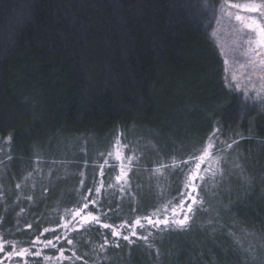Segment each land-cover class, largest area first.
<instances>
[{"label":"rangeland","instance_id":"1","mask_svg":"<svg viewBox=\"0 0 264 264\" xmlns=\"http://www.w3.org/2000/svg\"><path fill=\"white\" fill-rule=\"evenodd\" d=\"M247 2L228 0L229 5ZM227 10L247 15L240 9L228 7ZM216 20H221L220 12ZM236 27L243 26L234 16L225 17L213 30V37L226 58L227 81L239 84L240 90L247 89L251 95H264V70L249 64L245 50L237 42ZM212 81V78H202L203 88L206 90ZM179 82L181 80L171 82V89L159 94L161 109L154 126L117 128L111 135L79 137L47 123L44 113L39 112L34 115V126L19 128V135L9 136L10 140L0 137V225H7L9 219H13L14 227L20 226L33 215L31 208L41 207L46 216L41 231L44 233L45 226L51 225L49 229H55V234L50 239L56 244L55 248L44 247L43 242L49 237L39 236L41 243L36 244L34 250L41 251L40 257L27 260L28 256L1 255L0 260L23 259L9 264H25V261L27 264H222L220 253L230 252L234 258L233 250L237 248L243 251L244 264H253L255 258L264 259V232L254 231L241 221L246 218L242 214L257 212L264 200L263 147L250 154L241 141L233 143L236 138L213 136L215 124L210 128L202 127L201 110L190 102V93L197 90L192 86L193 81L189 84ZM186 85L189 89L185 93L174 94L175 89H184ZM211 92V89L205 91L204 101ZM118 138L120 146L127 145L120 148L124 156L133 158L123 192L122 182L115 180L119 173L115 159ZM209 144L215 147L209 149L211 155L201 163V169L215 170L216 158H222L223 175L218 173L210 178L201 171L205 181L197 191L204 200L205 210L195 213L187 229L163 233L152 229L147 242L130 236L132 243H129L122 236L113 237L110 229L99 225L86 224L73 229L75 221L69 223L71 213L81 208L87 198L89 208L85 213L90 211L99 216L101 223L113 225L122 235H130L129 228L119 229V225L125 221L132 224L135 218L153 213L169 200L175 205L180 198L183 176L168 170L163 176L157 175L154 170L159 162L171 163L172 157L189 160ZM110 152L113 155H108ZM93 200L97 202L95 205L91 203ZM109 214L116 221L111 220ZM136 231L138 235L147 234L138 227ZM55 236L61 239L57 241ZM105 238L108 244L106 250L101 251ZM67 239H71L72 244H68ZM21 248L31 247L15 246L17 251ZM59 248H63L64 257L68 259H57ZM45 256L51 259L45 260ZM229 260L223 263L230 264Z\"/></svg>","mask_w":264,"mask_h":264},{"label":"trees","instance_id":"2","mask_svg":"<svg viewBox=\"0 0 264 264\" xmlns=\"http://www.w3.org/2000/svg\"><path fill=\"white\" fill-rule=\"evenodd\" d=\"M223 1L207 0L216 6V19ZM204 3L0 0V137L19 135V128L33 125L39 112L47 123L79 137L154 126L159 94L171 89V82L192 80L197 90L190 93V102L201 110L202 127L215 124V134L236 138L250 154L263 147L264 159V104L255 99L257 94L247 93L246 99L243 90L229 85L226 58L213 37L216 22L209 26L212 10L197 7ZM202 78L213 79L205 101ZM31 211L20 226L14 227L13 219L0 225V237L32 251L35 236L50 239L55 234L51 225L41 231L44 211L37 206ZM242 215L243 224L264 232V200L250 217ZM10 250L5 245L0 256ZM233 252L234 258L221 252L220 262L230 258V264H244L242 249ZM11 261L23 259L6 258L3 264ZM253 264H264V259L255 258Z\"/></svg>","mask_w":264,"mask_h":264},{"label":"snow or ice","instance_id":"3","mask_svg":"<svg viewBox=\"0 0 264 264\" xmlns=\"http://www.w3.org/2000/svg\"><path fill=\"white\" fill-rule=\"evenodd\" d=\"M197 7H203L206 11L210 7L212 10V19L209 20V26L213 20L219 25L221 20L225 17H233L235 21H238L242 24L241 27L235 28L237 42L239 43L240 47L244 49V55L249 58V64L252 67H259L261 70H264V0H248L247 3L243 4H228V0H225L220 7V15L221 20H216V6L209 5L207 0L202 5H197ZM228 7L233 9H240L247 15H240L238 13H233L228 11ZM229 85L233 88L239 89V84H231ZM245 93V98L250 99L247 96V89L243 90ZM255 99H258L260 103L264 104V95H260L257 93ZM219 131V129H217ZM215 136V132L213 133ZM11 137H9V140ZM236 143V141H233ZM121 147H127V145L120 146L119 138L116 141L115 146V159L119 165V173L115 176V180L117 183H121V191L125 190V185H127V176L128 171L131 170L132 165V157H125L124 154L121 152ZM214 144H209L207 148H203L200 150V154L196 155L195 153L189 157V160L192 163H189V160H185L183 158L176 159L175 157L171 158V163H165L164 161H160L157 168L154 170L157 175L163 176L164 171L168 170L170 172H178L180 175L183 176V190L179 192V199L175 205L172 204V201L169 200L167 203L161 205L151 214H147L143 217L135 218L132 224H128L127 221L124 224L119 225V229L129 228L130 235H122V232L118 230L113 225L108 223H101L100 218L98 215H93L92 212H84L85 209L89 208V203L87 202V198L81 208L71 213V224L72 221H75V224H72V228L75 229L77 226L83 227L84 225H99L104 229H110L111 235L113 237H121L125 241L132 243L130 240L131 237H137L138 239H142L144 241H148V237L152 235V229H155L157 232L163 233L165 231L170 230H184L190 226V221L192 217L195 215L197 211H204V200L202 197H199L198 194V187L202 182L205 181V176L201 175V171H205L206 174L210 176V178H214L215 175L218 173L223 175V169L220 167L221 159L216 158V168L215 170L209 169H201V163L206 161V157H209L211 154L209 149L214 148ZM231 147V144L228 145ZM108 155H113V153H109ZM10 158V157H9ZM107 163V161H105ZM240 167L239 164L236 165ZM111 167L115 168L116 165H112ZM103 176V171L100 173ZM83 183V181H81ZM17 188L20 187L19 184L16 185ZM91 191V189L89 190ZM100 189L97 188L96 192L99 193ZM31 199V197H29ZM173 199H176L175 197ZM93 205L97 202L95 200L91 201ZM135 211V209H133ZM83 213V214H82ZM106 215V213H105ZM79 218V219H78ZM142 220L144 221L142 223ZM30 227V225H29ZM64 227H68V225H64ZM140 228L144 230L147 234L146 235H138L136 228ZM48 231V229H45ZM61 239L60 236H55V240L59 241ZM41 243L39 236L36 237L35 241L31 242L32 248H35L36 244ZM68 244H72L71 239H67ZM237 243L239 240L237 239ZM15 241H6L0 237V253H3L5 250V245H8L12 250L9 251L6 255L8 257L17 256V257H26V256H35L40 257L41 251L36 250L32 251L31 248H21L20 250L15 249ZM44 247H52L55 248L56 244L53 243L52 239H48L47 241L43 242ZM108 244L107 238H105L104 244L100 246L101 251H105V245ZM115 247H119L118 244L114 245ZM149 247L151 245L149 244ZM59 257L68 259V257H64V250L63 248L58 249ZM45 260L51 259V257L45 256ZM0 264H3V261H0ZM25 264L27 262L25 261Z\"/></svg>","mask_w":264,"mask_h":264}]
</instances>
